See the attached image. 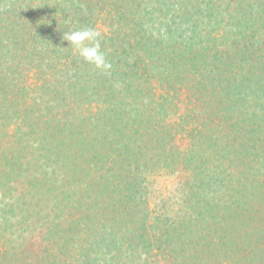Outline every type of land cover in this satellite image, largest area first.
Wrapping results in <instances>:
<instances>
[{
    "label": "trees",
    "instance_id": "1",
    "mask_svg": "<svg viewBox=\"0 0 264 264\" xmlns=\"http://www.w3.org/2000/svg\"><path fill=\"white\" fill-rule=\"evenodd\" d=\"M154 23L162 32H151ZM256 26L261 34L248 32ZM86 27L101 33L108 73L62 39ZM263 106L264 0L3 2L0 264L67 263L73 252L80 257V232L88 260L101 246V221L125 216L130 200L143 214L145 175L135 167L149 166L155 138L177 122L162 114L179 108L193 140L209 135V172L241 193L254 182L253 165L264 163ZM251 187L247 200L216 203L220 230L210 242L220 251L209 249V264H264V193ZM157 222L123 243L168 262L184 242Z\"/></svg>",
    "mask_w": 264,
    "mask_h": 264
},
{
    "label": "rangeland",
    "instance_id": "2",
    "mask_svg": "<svg viewBox=\"0 0 264 264\" xmlns=\"http://www.w3.org/2000/svg\"><path fill=\"white\" fill-rule=\"evenodd\" d=\"M5 1L7 0L0 1V4ZM204 8L209 9V7ZM202 14L205 13L202 12ZM148 18L150 17H146L147 20ZM151 26L153 34L157 30L160 32L163 30L158 23ZM188 29H192L190 25H188ZM181 30L185 31L186 26L183 25ZM195 30L198 32L199 29ZM251 31H254L255 34H261L258 26L250 28L248 32ZM194 38L196 41L198 39L204 40L202 36H194ZM249 100L248 97L247 101ZM179 110L180 108L174 114H162L163 121L170 124L172 120L177 121L174 129L167 132L162 131L155 138V151L151 156H148L149 160L145 159L150 161L148 167L145 165L135 167L145 175L142 182L139 183L140 193L149 204L148 207H143V214L136 213L137 208L133 206V200H130L129 205L132 204V208L128 210L125 216L120 211H116L118 217L114 221H109V218L107 221H101L102 225L98 229L101 238L94 242L96 245L101 243V246L95 249V252H98L97 254L92 253L91 257L88 256V260L82 257L89 244L85 242L86 238L83 240L84 237L80 232L79 236L82 240L80 242L82 247L78 246L80 257L73 252L69 255L70 261L63 264H183L182 260L190 261L191 263L188 264H209V249L212 252L220 251L218 247L215 248L210 242L220 230V227L214 225L212 220L213 214L219 208V206L216 208V203L220 205L223 203L227 206H230V204L235 205L236 200L234 198H240L243 194L246 195L247 200L253 193L251 184L257 186L254 191L255 195H259L257 192L261 193L260 191L264 193V163L260 160L258 165H255V167L253 165L255 175L249 177V180L253 178L254 182L248 183L241 193L233 194L229 190L230 186L220 184L219 177L209 172V154L205 153V150L209 148V143H206L209 140H207L209 135L202 134L200 141L197 142L193 140L194 134L197 133H187L185 126L187 115L183 112V108ZM197 166L200 167L197 168ZM74 191L81 192L78 188ZM131 191H134V188H131ZM227 196L229 198L226 201ZM197 213L200 216H206V219L200 218L197 221L195 219ZM220 213L223 214L221 211ZM144 215L148 216V221H146ZM154 219L158 221V226L167 225V230H173L178 238L184 242L183 246L177 247V250H180L179 256H173L168 262L157 261L154 256L148 258L140 252L132 253L126 245L127 243H123L128 242L127 237L133 236L132 232L134 235L140 234L144 229L142 226L145 223L149 226L148 223L154 221ZM145 230H150V228ZM114 237L115 243L108 244V241L114 239ZM70 239L73 242V236H70ZM120 245H123V247L119 251ZM81 250L84 252H80ZM200 250L202 252L207 250L208 252L198 254ZM111 258H118L119 261L111 263ZM145 258L147 259L145 260Z\"/></svg>",
    "mask_w": 264,
    "mask_h": 264
},
{
    "label": "clouds",
    "instance_id": "3",
    "mask_svg": "<svg viewBox=\"0 0 264 264\" xmlns=\"http://www.w3.org/2000/svg\"><path fill=\"white\" fill-rule=\"evenodd\" d=\"M62 39L71 45L84 62L93 65L103 73L112 69V64L107 60L101 50V33L94 28H81L70 32H64Z\"/></svg>",
    "mask_w": 264,
    "mask_h": 264
}]
</instances>
